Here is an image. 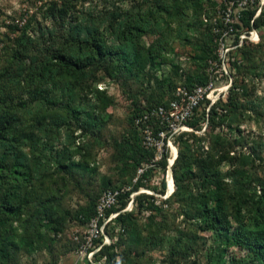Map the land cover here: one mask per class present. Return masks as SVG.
Here are the masks:
<instances>
[{"label": "rangeland", "instance_id": "rangeland-1", "mask_svg": "<svg viewBox=\"0 0 264 264\" xmlns=\"http://www.w3.org/2000/svg\"><path fill=\"white\" fill-rule=\"evenodd\" d=\"M62 1L0 0V100L8 94L13 105L18 98L26 103L24 109L14 107L19 132L18 139L10 143L20 144L23 161L29 166V177L19 190L22 208L13 224V246L6 258L0 255V264L74 263L70 239L86 231L77 217L87 212L104 189L134 184V163L122 153L125 143L136 136L131 124L134 114L146 104L166 99L170 95L168 84L182 80L174 74L164 86L154 80L147 86L122 72L113 79L100 71L86 78L67 74L60 82L67 92L56 93L59 100L53 108L41 107L32 99L29 81L34 80L33 73L44 64L58 65L53 57L63 53L79 31L96 29L109 44L114 39L109 24L119 22L129 12L147 10L152 0H67V10L61 12ZM183 17L173 24L179 38L169 39L166 48L159 49L167 64L161 70L181 63L186 74L194 76L199 72L194 67L197 63L181 60L185 54L183 38L198 44L206 36L196 10L187 5ZM155 38L156 34L150 33L142 43L149 45ZM262 39L259 48L246 58L234 55L242 57L239 66L228 68L236 87L221 95L209 130L193 132L194 136L174 145L177 154L180 150L184 153L182 160L187 165L177 168L178 184L172 166H142L147 177L140 180V188L152 196L150 203L162 213L132 208L134 220H129L125 229L114 226L109 236V245L119 241L109 252L119 254L124 249V260L117 255L108 264H256L250 255L236 249L230 237L236 228L232 203L240 201L239 220L253 228V208L264 186ZM227 95L233 96L227 99ZM71 109L78 113L73 116ZM3 150L0 143V153ZM221 158L225 159L219 163ZM167 173L171 179H166ZM206 173L221 183L224 213L231 225L228 235L205 229L194 209L166 203L173 192L183 198L194 197ZM45 214L62 223V240L48 237L51 233L44 225ZM257 217L264 227L262 210ZM98 261L96 264H107ZM79 264L91 263L85 256Z\"/></svg>", "mask_w": 264, "mask_h": 264}, {"label": "trees", "instance_id": "trees-1", "mask_svg": "<svg viewBox=\"0 0 264 264\" xmlns=\"http://www.w3.org/2000/svg\"><path fill=\"white\" fill-rule=\"evenodd\" d=\"M226 1L229 0H203V2L202 0H152L147 10H139L136 14L129 12L119 22L109 24L108 30L114 36L113 41H110L109 44H105L104 38L96 32V29L91 30L87 28L86 32L79 31L75 34L66 50L53 57V61H56L55 63H58V65L50 67L48 64H44V66L42 65L32 74L34 80H30L29 84L31 85L33 101L38 102L45 109L53 108L59 100L56 93L61 91L65 94L67 92V89L60 85L61 79L64 80L67 74H75L76 76L86 78L100 71L105 77L113 79L115 74L122 72L136 76L141 83L147 86L153 80L157 85L164 86L172 80V75L176 74L180 76L182 80L179 83L175 85L168 84L170 95L166 99L146 104V107L137 111L131 120L136 136L133 138L134 140L125 143L122 147V153L128 161H133L132 170L134 173L133 177L135 178L137 169L142 167L140 166L141 163L152 159L153 152L142 146L140 134L133 124V119L143 114L149 108L166 105L172 99L174 90L179 87L184 86L188 90H191L195 86H205L207 84L209 78L207 73L208 61L217 59L214 43L216 36L212 28L215 24L219 25L217 12L224 7V2ZM257 4L259 5V2ZM187 5L197 11L199 24L206 36L204 42L198 44H192L187 37L183 38L185 54L182 58L189 63L193 61L197 63L194 67L199 72L194 76L186 74L187 68H185V65L181 66V63L175 66L172 65V67L163 72L161 69L167 64L163 62L164 59L159 55L160 50L163 51L166 48L169 39L179 38V34L173 24L184 19L183 16L185 15ZM256 9L255 7L242 11L239 22L234 27L238 31L242 29L244 31H249L250 29L257 30L259 41L255 44L244 41L240 47L232 51V57H235L234 55L239 53L242 57L244 55L246 58L249 52H255L259 48L263 40L262 38H264V4L261 6L260 13L254 17ZM66 10L67 0H64L62 1L60 11L65 12ZM150 33L156 34L155 40L149 45L143 44L142 39ZM237 41L238 37L236 36L234 44H238ZM242 57L241 60L235 57L234 61L230 62V66H239L242 62ZM157 73H160L159 77ZM230 73L231 71L229 72L232 82L230 88L232 87L231 90H233L236 86L233 87L232 85L233 78ZM230 98L227 95V99ZM15 101L16 104L13 105V101L10 100L8 94L0 100V143L4 147V150L0 153V255L2 258L8 256V251L13 246V224L21 215L22 208L21 202L18 201L19 190L22 189V184L29 177V166L23 161L24 155L18 147L20 144L13 145L10 143L11 140L18 139L19 132L18 123L20 120L18 115L13 112L16 111L15 108H26V103L22 99L18 98ZM206 104H208L207 101ZM206 104L201 105L187 122L192 131L182 132L174 138L176 146L184 137L194 136L193 132L201 131L205 122H207V127L204 131H208L211 125H213L216 109L220 105V101L210 108L207 116L205 110ZM69 112L73 116L78 113L74 109L69 110ZM93 119L95 120V118ZM183 155L184 153L180 150L172 164L176 185L179 180L177 175L178 166H187L186 162L182 160ZM166 157L167 154L160 162V166H166ZM224 159L221 158L219 163L223 162ZM196 165L199 164L197 163ZM146 177L147 173L145 171L141 178H138L130 186L131 189L129 191L120 194L118 204L107 211L106 215L118 213L114 219V225L105 227V233L108 236L112 237V231L115 229L114 226L125 229L127 222L132 219L134 220L131 214L132 211L123 212V210L127 206L129 195L140 188V180ZM123 186L116 185L104 189L86 210L87 212L77 217L78 221L83 225H87L96 213V204L101 194L106 190L121 189ZM164 187L165 184L162 183L161 194ZM222 191L221 183L218 182L217 178L206 173L203 175L200 189L194 197L183 198L179 196L178 192H173L169 196L170 200L168 199L169 201L167 200L166 203L174 202L182 208L188 210L194 209L197 217L202 219L205 229L212 230L216 234L228 235L231 225L229 224L227 215L224 213L226 205L223 200L224 194H222ZM150 199H152V196L145 193L135 195L133 209L135 208L137 212L142 209H155L157 215L161 214L162 211L158 210L160 208L153 206V203H150ZM256 204L255 208H253L255 209L253 214L254 220L250 223V225H253V228H250L243 226L239 220L241 213L240 201L236 200L232 203L236 228L231 233L230 238L239 252L250 255L256 264H264V227L261 225V219L259 221L257 217L258 211L262 210L264 213V186L260 187ZM148 206L150 207L148 208ZM45 218L44 225L47 231L51 233L50 235L48 234V237L50 238L51 236L52 240H62L64 235L62 223L53 220L48 214H45ZM70 241L72 243V252H74L78 249L80 242H83V239L79 236L78 241H75L71 237ZM100 244L101 240L96 242V246ZM118 245L119 241L111 245H103L94 254L93 260L98 261L101 257H105V262L108 264L111 261L113 263L117 255H119L123 261L124 249L119 254L109 252L113 248H117ZM57 262L59 261L46 264H56Z\"/></svg>", "mask_w": 264, "mask_h": 264}, {"label": "built area", "instance_id": "built-area-1", "mask_svg": "<svg viewBox=\"0 0 264 264\" xmlns=\"http://www.w3.org/2000/svg\"><path fill=\"white\" fill-rule=\"evenodd\" d=\"M259 2V5L257 4ZM264 0H229L224 2V7L217 12L219 25L215 24L212 28L215 34V54L216 60L208 61V82L205 86H195L191 90L182 86L174 90L172 99L166 105H159L144 111L143 114L133 119V124L140 134L141 144L153 152L152 159L141 163L140 166H160V162L165 158L166 166H172L177 150L174 144V138L182 132H190L192 129L187 122L193 117L195 111L200 108L206 101V116L210 108L215 105L221 95L225 93L231 86V78L228 68L230 62L234 61L232 51L242 45L244 41L257 43L259 41L258 31L250 29L238 31L234 26L238 24L241 12L248 8H257L256 17L261 10ZM236 36L238 44H234ZM181 60H184L182 58ZM183 66L184 64H180ZM207 127V122L203 124L202 130ZM168 167V168H169ZM146 171L145 168L137 169L133 183ZM170 178L169 173L166 179ZM167 186L169 184L167 183ZM131 187H123L121 189H113L104 191L99 197L96 204V213L86 225V231L82 237L78 249L75 251V261L73 264H79L83 257L87 256L91 264L93 256L103 245H109V236L105 233V227L114 225V219L118 213H110L107 211L118 204V198L121 193L127 192ZM140 193H147L144 189L139 188L136 192L129 195L127 206L123 210L130 211L133 208L134 196ZM119 228V227H118ZM117 228V230H118ZM73 239L78 241L79 237L74 236ZM101 240V244L96 246V242ZM92 259V260H91ZM105 257H101L97 263H104ZM56 264H64L59 261Z\"/></svg>", "mask_w": 264, "mask_h": 264}]
</instances>
